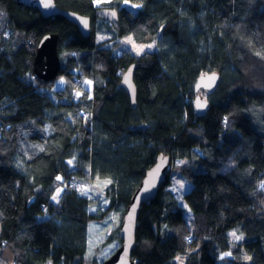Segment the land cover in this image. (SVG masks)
<instances>
[{"label":"trees","instance_id":"obj_1","mask_svg":"<svg viewBox=\"0 0 264 264\" xmlns=\"http://www.w3.org/2000/svg\"><path fill=\"white\" fill-rule=\"evenodd\" d=\"M95 1L56 0L91 17L85 37L64 16L0 0V264H86L89 223L108 213L91 212L96 200L70 180L110 178L107 212L123 219L160 155L192 183L193 225L168 180L141 207L137 264H264V0L106 3L119 10L115 38L157 41L141 55L99 41ZM48 33L59 35L63 89L34 71ZM134 63L136 105L120 87ZM211 72L220 80L199 113L196 82ZM121 224L110 241L122 242Z\"/></svg>","mask_w":264,"mask_h":264},{"label":"water","instance_id":"obj_2","mask_svg":"<svg viewBox=\"0 0 264 264\" xmlns=\"http://www.w3.org/2000/svg\"><path fill=\"white\" fill-rule=\"evenodd\" d=\"M18 1L20 4L38 9L44 17L54 15L66 17L79 27L85 37H89L92 34V19L90 16L62 9L56 0ZM46 4L47 6H45ZM96 15L104 20L110 21L115 27H119L118 9L109 6L99 7L96 9ZM58 44L59 35L57 33H48L42 37L34 60V71L39 79L48 82L56 79L60 74L62 61ZM135 73L136 65L134 63L124 72L120 83V87L129 94L133 105H136L137 98ZM219 80V72L204 73L198 77L196 82L198 94L195 103L197 112L201 113V110L207 104V100L202 95V91H213L217 87ZM171 163L172 157L170 155H160L157 162L148 169L125 211L119 230L122 243L102 264H137L133 255L137 245L136 232L141 207L143 203L156 198L161 186L170 179Z\"/></svg>","mask_w":264,"mask_h":264},{"label":"rangeland","instance_id":"obj_3","mask_svg":"<svg viewBox=\"0 0 264 264\" xmlns=\"http://www.w3.org/2000/svg\"><path fill=\"white\" fill-rule=\"evenodd\" d=\"M111 0H96L95 4L99 7H105L106 3L110 4ZM127 6L129 8L138 9L141 7V3L139 2H132V1H125L123 4V7ZM104 19L97 20L96 24L97 28V34L99 41H109L108 46H112L113 44H118V48L120 51H130L134 55H141L145 53L146 51H153L157 49V41H153L150 43H137L134 38L131 35H127L126 37L122 38H115V28H113V24ZM59 76V75H58ZM57 79V78H56ZM55 80V79H54ZM52 81V80H51ZM83 87L88 90L92 91L93 89V80L89 77H85L83 79L82 83ZM65 87V81L63 78H58L54 83V88L56 89H63ZM207 91H202V95L205 96ZM75 97L78 98L82 95V92L79 90H76ZM179 164V161H173L171 163V170L172 174L170 175V182L169 185L170 188L174 189L180 197L181 202L183 203V206L187 207L186 210V217L188 222L193 225L192 222V216L190 212V208L188 205H186L183 201V195L187 189L191 187V182L183 177L181 174H178V172H175L177 165ZM94 178V179H93ZM88 179H80L82 182V188L79 189V191L85 193L86 195H90L96 201L89 207V210L94 213H101L106 212L108 213L105 219H96L89 223L88 227V245H87V252L85 255L86 264H90L89 261L92 259L96 260L98 263H102L106 258H108L114 251L121 245V241L118 238H113L111 241L108 239L109 236L116 230L120 223L122 222L121 218V212L116 211H108L107 207L109 206V199L106 196V188L109 186V184L112 182L110 178H102V177H93ZM62 187L59 185L57 192L55 194V200L58 201L61 194H62ZM189 208V209H188ZM236 228L231 229L229 231V234H232L231 237H233L236 241H241L242 239L246 237L243 232L235 233ZM233 233L236 235L233 236ZM236 237H240V239H237ZM225 256H231V253H225L222 254V257ZM177 261H179V264H183L182 258L177 257ZM222 263V262H221Z\"/></svg>","mask_w":264,"mask_h":264},{"label":"built area","instance_id":"obj_4","mask_svg":"<svg viewBox=\"0 0 264 264\" xmlns=\"http://www.w3.org/2000/svg\"><path fill=\"white\" fill-rule=\"evenodd\" d=\"M69 183L75 189L79 190L80 188H82L81 187L82 186V182L80 181V179H78L76 177L72 178Z\"/></svg>","mask_w":264,"mask_h":264},{"label":"snow or ice","instance_id":"obj_5","mask_svg":"<svg viewBox=\"0 0 264 264\" xmlns=\"http://www.w3.org/2000/svg\"><path fill=\"white\" fill-rule=\"evenodd\" d=\"M45 6H47V4L45 5ZM201 106H203V105H201ZM54 199H55V197H54ZM236 234L235 233H233V236H235ZM237 239H240V237H236Z\"/></svg>","mask_w":264,"mask_h":264}]
</instances>
